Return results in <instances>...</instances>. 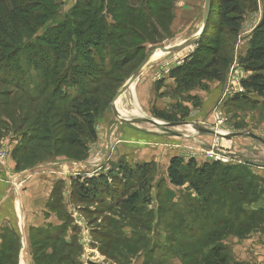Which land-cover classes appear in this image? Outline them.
I'll return each mask as SVG.
<instances>
[{"label":"rangeland","instance_id":"1","mask_svg":"<svg viewBox=\"0 0 264 264\" xmlns=\"http://www.w3.org/2000/svg\"><path fill=\"white\" fill-rule=\"evenodd\" d=\"M224 1L212 0L204 35L150 62L118 100L122 118L161 126L118 120L112 100L152 51L196 39L207 0H128L117 12L116 0L6 1L33 16L23 13L26 21L17 25L21 44L4 39L10 48L0 50V76L8 74L4 68L13 69L9 59L15 56L22 70L9 75L17 83L23 79L35 102L15 82L0 83V102L15 101L22 112L9 121L5 111L11 115L14 106L0 111V149L8 152L7 160L11 147L35 136L34 156L16 170L29 174L34 165L54 162L50 175L57 183L46 208L56 224L29 232L25 187L16 186L18 175L2 183L7 190L1 188L0 221L8 219L0 233V264H205L214 251L228 264H264V144L229 137L251 133L264 140V95L241 86L252 74L241 62L262 21L264 0L240 2L237 35L222 24ZM17 18L9 14L4 29L10 32ZM117 21L124 31L112 29ZM194 55L202 64H191L188 81L178 82L172 74ZM65 96L67 104L76 99L81 111L90 112L94 135L73 114L66 127L56 103ZM191 123L226 134L200 133ZM175 157L183 160L182 186L168 176ZM147 163L154 167L146 181L125 171ZM203 168L201 179L197 170ZM94 178L101 181L100 193L83 201L77 183L88 186ZM9 192L16 209L2 214ZM135 193L139 198L130 204Z\"/></svg>","mask_w":264,"mask_h":264},{"label":"trees","instance_id":"2","mask_svg":"<svg viewBox=\"0 0 264 264\" xmlns=\"http://www.w3.org/2000/svg\"><path fill=\"white\" fill-rule=\"evenodd\" d=\"M6 1L8 0H0V50H8L10 48L9 45L4 44L3 41H5L4 39L7 38V43L12 44L13 46L15 44H21L22 42V38L20 35H18L19 33V27L17 26L18 23L22 22V21H26V18H23V13H28V15L33 16L32 13L30 12V10H28V8L26 7H22V6H16L15 4L9 5V3L7 4ZM117 3L115 4V6H113V12H117V11H121V10H125V5H128V3L126 1L128 0H123V3L121 2L122 0H116ZM125 1V2H124ZM157 1V0H156ZM240 2H242V0H225L224 4L222 6V13H221V21L222 24L227 27L228 29L231 30V33H233V35H237L239 33V21L241 19V17L239 16L241 14V8H240ZM30 12V13H29ZM212 12V9H211ZM9 14H11V16H18V20H16L17 22L13 21L12 25L14 24V26L11 27V31L9 32V29L5 30V26L8 25V16ZM8 15V16H7ZM153 15H155V12H153ZM233 15V16H232ZM7 17V18H6ZM21 20V21H20ZM120 21H117V26L116 25H112V29H116L118 30H122L124 31V27L119 24ZM96 24V22H95ZM97 25V24H96ZM18 27V28H16ZM208 27V25H207ZM207 27L203 33V35L205 34ZM111 38H107V40L110 42L112 41V37L115 38V36L110 35ZM99 42L98 44H100V42H102V36H100L99 34ZM106 40V42H108ZM108 42V43H110ZM17 53V51H14L12 53ZM0 52V57L1 56ZM16 55V54H14ZM198 56V54H196ZM196 55L192 56L191 59V63H189V65H184V67L177 69L174 74L176 77V80L178 82L181 83H186L190 77V65L195 64V65H201L202 64V58L200 57H196ZM9 61H12L11 63L13 64V69L12 68H4L5 70H7L8 74L5 76V78L3 76H0V83L1 84H5V85H9L12 82H15V76L13 75V77L11 75H9L10 73L13 74L16 72H21V70L19 68L16 67V62H15V56H12L11 59H9ZM88 62V61H87ZM242 65L244 66L245 70L247 72L252 73L249 77H247L246 79L242 80L241 82V86L243 87V89L250 91V92H254L257 93L259 95H264V14H263V18L262 21L260 22V24L254 29V31L252 32L251 36H250V42H249V49L246 53V56L242 59ZM93 65V63H92ZM3 66L0 65V71L3 70L2 68ZM94 68V66L92 67ZM188 72H187V71ZM180 73V74H179ZM183 73V74H181ZM179 75H183L181 76V80L179 79ZM14 80V81H13ZM23 79H20V82H15V89L17 91H19L21 94H23L22 89L26 90L23 94V96L28 100V95H30V98H32L31 96V92L26 88H24L22 86V81ZM27 92V93H26ZM27 95V96H26ZM67 100L68 98L65 96V98H61L60 100H56V103L60 104V109L58 111H60L64 117L66 118V124H67V128L70 126V121L68 119H70V115L73 114L76 117H83L84 121L86 123V129L88 131L91 132V135H94V129H93V125L90 119V112L88 111H81L80 107H78L77 105V101L76 99H73L70 101L69 104H67ZM30 102H35L32 100H28ZM10 100H6V101H1L0 102V111H4L2 110L3 108H7L8 106H14V110L13 112L10 114H8V111H5L7 117H9V121L11 120V116L13 114V116H15L16 118L18 117L20 119V117L22 118L21 115V111L18 110L17 105L15 103V101L12 102V105L9 104ZM82 105H86L85 102H82ZM59 107V106H56ZM58 112V113H60ZM55 115H57V112L55 111ZM17 118V119H18ZM61 123V122H59ZM62 124V123H61ZM22 126H20L21 128ZM24 137V136H23ZM29 139L26 140L27 142L25 144H21L19 146V148L14 149L13 153H12V157L15 160V162L17 163V170L19 171L21 166H22V162L21 160L23 159H32V157L34 155L31 154L32 152V147H30L33 142L37 141L38 138H36L34 136V138L32 136L28 137ZM42 141V140H41ZM36 159V157H34ZM35 166V165H34ZM34 166H32L31 168H33ZM192 166V165H191ZM153 164L151 163H147V164H143V165H139L137 166L135 169H126V173L128 175H130L131 178L136 179L139 178L138 180L141 181H146L148 180L149 175L152 173L153 170ZM206 168H203V170H197V174L201 177V179H204L206 176ZM168 176L169 179L171 181L172 184L177 185V186H182L184 185L185 181H186V175L184 174V168H183V160L179 157H175L171 160L169 169H168ZM101 181L97 180V179H90L87 180V185L86 184H80L77 183L80 186V195L84 200H88L90 198H96L98 196V194L100 193V189H99V183ZM139 196L137 193H135L134 195L131 196V198L129 199L130 204L135 203L138 200ZM215 255H214V259L213 260H209L206 261L205 264H228L227 261L225 260V258L220 256V252L218 253L217 251H214Z\"/></svg>","mask_w":264,"mask_h":264},{"label":"crops","instance_id":"3","mask_svg":"<svg viewBox=\"0 0 264 264\" xmlns=\"http://www.w3.org/2000/svg\"><path fill=\"white\" fill-rule=\"evenodd\" d=\"M122 115V117H125L123 113ZM14 147L15 146H13V148L11 147L12 149H9L10 155L5 164H0V195H5V193L3 192L7 190V186L2 183H5L4 181L10 179V177L18 175V177L16 178V186L19 185L21 186V188L25 187L26 190L25 192H23V194L21 193V195L24 199L23 207L26 214L25 220L27 224V232H29L31 229H40L42 227H45L49 223L56 224L53 219H49V216L51 214L47 213L46 210L47 205L51 200L54 187L57 183V180H55V178L50 175L55 163L48 162L42 166H34L31 170H29V174H26L25 172H18L16 170L17 164L12 157ZM1 188H5V190ZM3 199H8V201L10 202L4 204L2 214L9 213V210L6 211L8 207L11 208V211L13 210V208L16 209L13 195L10 194V192L9 195ZM7 219L8 218L1 219L2 221H0V233L2 229L6 228L5 221Z\"/></svg>","mask_w":264,"mask_h":264},{"label":"water","instance_id":"4","mask_svg":"<svg viewBox=\"0 0 264 264\" xmlns=\"http://www.w3.org/2000/svg\"><path fill=\"white\" fill-rule=\"evenodd\" d=\"M211 9H212V0H207L206 3V11H205V17H204V23H203V27L201 30V33L196 35V39L192 40V41H186L183 42L179 45H175V46H171V47H159L158 49L161 50L163 53L165 54H172V53H177L181 50L186 49L187 47H190L192 44H194L196 42V40L201 37L208 25L210 16H211ZM156 49V50H158ZM154 50V51H156ZM154 51H152L145 59L144 61L140 64V66L135 70V72L133 73L132 77L129 79V81L123 86V88L116 94V96L114 97V99L112 100V104H111V110L113 112V114L115 115V117L128 124V123H133V122H146V123H150L152 125L155 126H161L164 124H161L155 120H146V119H139V120H131V119H125L122 118L121 115L119 114L117 108H116V103L117 101L125 94V92L131 88V86L136 82V80L139 78V76L141 75L142 70L150 63L151 58L154 54ZM177 125V124H176ZM191 125L193 126V128H195V130H197L200 133H205V134H211L217 137H221L222 135L213 131V130H208L205 128H202L201 126H198L195 123H191ZM230 138H235V137H249L255 140H258L260 142H262L264 144V140L254 134L251 133H235L232 135H229Z\"/></svg>","mask_w":264,"mask_h":264},{"label":"bare ground","instance_id":"5","mask_svg":"<svg viewBox=\"0 0 264 264\" xmlns=\"http://www.w3.org/2000/svg\"><path fill=\"white\" fill-rule=\"evenodd\" d=\"M201 30H202V29L200 28V30L198 31L197 35L201 33ZM181 53H183V51L180 52V54H181ZM165 55H166L165 53H163L161 50L158 49L156 52L154 51V54H153V56H152L150 62L156 61V60L162 58V57L165 56ZM176 55H177V54H176ZM133 85H134V84H133ZM133 85H132V86H133ZM132 86H131V87H132ZM117 102H118V101H117ZM116 108H117V103H116ZM118 112H119V111H118ZM120 113H121V111H120ZM120 113H119V114H120ZM120 115H121V117L123 116L122 113H121ZM190 128H191V130L194 129V128H192V126H190ZM189 130H190V129H189ZM217 133H218V132H217ZM220 133H221V132H220ZM220 133H219V134H220ZM223 134H226V132L221 133V135H223ZM223 136H224V135H223Z\"/></svg>","mask_w":264,"mask_h":264},{"label":"built area","instance_id":"6","mask_svg":"<svg viewBox=\"0 0 264 264\" xmlns=\"http://www.w3.org/2000/svg\"><path fill=\"white\" fill-rule=\"evenodd\" d=\"M8 152L6 150H1L0 149V163L4 164L3 162H5L6 158H7ZM215 160H221V157L215 155Z\"/></svg>","mask_w":264,"mask_h":264}]
</instances>
